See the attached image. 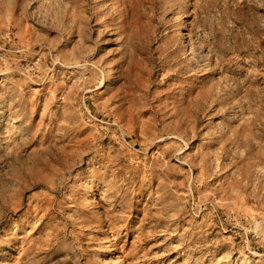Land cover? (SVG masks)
Returning a JSON list of instances; mask_svg holds the SVG:
<instances>
[{
    "label": "rangeland",
    "instance_id": "1",
    "mask_svg": "<svg viewBox=\"0 0 264 264\" xmlns=\"http://www.w3.org/2000/svg\"><path fill=\"white\" fill-rule=\"evenodd\" d=\"M0 264H264V0H0Z\"/></svg>",
    "mask_w": 264,
    "mask_h": 264
},
{
    "label": "bare ground",
    "instance_id": "2",
    "mask_svg": "<svg viewBox=\"0 0 264 264\" xmlns=\"http://www.w3.org/2000/svg\"><path fill=\"white\" fill-rule=\"evenodd\" d=\"M89 204L93 203L94 202V199L93 197L89 198V200H87Z\"/></svg>",
    "mask_w": 264,
    "mask_h": 264
}]
</instances>
